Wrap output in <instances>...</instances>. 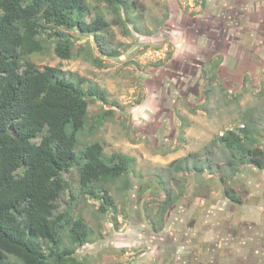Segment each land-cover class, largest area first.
<instances>
[{"label":"rangeland","instance_id":"rangeland-1","mask_svg":"<svg viewBox=\"0 0 264 264\" xmlns=\"http://www.w3.org/2000/svg\"><path fill=\"white\" fill-rule=\"evenodd\" d=\"M135 1L140 7L128 24L101 5L110 22L105 45L119 55L73 33L72 58H60L49 39L30 56L40 68L60 67L85 88L89 81L105 90L112 111L88 98L94 127L80 133L78 151L98 140L106 154L135 157L132 170L109 186L113 205L104 213L80 186L79 167L67 174L58 210L83 215L93 230L78 254L86 264H215L218 254V264H242L252 248L256 264H264V168L232 167L218 141L247 119L264 149V0ZM175 159L189 168L172 170ZM167 193L173 203L161 215ZM249 228L262 236L244 238Z\"/></svg>","mask_w":264,"mask_h":264},{"label":"trees","instance_id":"trees-1","mask_svg":"<svg viewBox=\"0 0 264 264\" xmlns=\"http://www.w3.org/2000/svg\"><path fill=\"white\" fill-rule=\"evenodd\" d=\"M101 5L123 24L133 22L140 7L135 0H0V264H86L78 248L93 240L92 228L83 215L58 210L70 187L67 174L79 167L80 186L99 199L104 213L113 205L109 186L135 164L127 153L106 154L98 140L77 150L80 133L94 127L87 124L88 98L110 106L105 114L112 111L104 89L89 81L85 88L83 78L30 60L44 51L46 39L60 58H72L73 33L91 37L108 56L119 55L105 45L102 32L110 22ZM245 121L218 141L230 152L232 167L263 169L264 149L251 120ZM170 166L176 172L189 168L183 159ZM124 184H130L127 177ZM233 190L225 188V195L241 202ZM164 199L161 215L173 203L169 193Z\"/></svg>","mask_w":264,"mask_h":264},{"label":"flooded vegetation","instance_id":"flooded-vegetation-1","mask_svg":"<svg viewBox=\"0 0 264 264\" xmlns=\"http://www.w3.org/2000/svg\"><path fill=\"white\" fill-rule=\"evenodd\" d=\"M240 227V226H239ZM249 230H250V228H249ZM241 231V232H243L244 233V238H247V237H255L256 235V239H259L261 236H262V233H260V232H258V231H255V232H251V230L250 231ZM237 233H238V231L237 232H235V233H233V235H230L231 237H232V239H234V241H236V238H238V235H237ZM240 233V232H239ZM229 234L230 233H227V235L229 236ZM226 235V236H227ZM230 237V238H231ZM230 238H228V239H230ZM255 239V240H256ZM228 243H232L233 241L232 240H230V241H227ZM234 247H235V245H234ZM262 249V247L261 248H259L258 250H257V248H255V252L258 254V252L260 251ZM233 249H229V253L227 254L228 256H235L234 254V250L232 251ZM241 254V253H240ZM244 257H246V260L248 261V263H242V264H256V262L258 263V261H259V259H260V257L258 256V255H255V254H253V249L251 248V250L250 251H248L245 255H243ZM220 257H221V254H218V255H216V257H215V264H218V263H221V261H220ZM239 261H241V259H238ZM238 260H236V261H238ZM235 264H239V262H235Z\"/></svg>","mask_w":264,"mask_h":264}]
</instances>
